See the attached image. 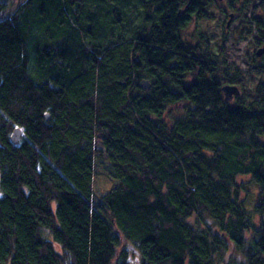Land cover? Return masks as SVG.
Returning a JSON list of instances; mask_svg holds the SVG:
<instances>
[{"label": "trees", "instance_id": "obj_1", "mask_svg": "<svg viewBox=\"0 0 264 264\" xmlns=\"http://www.w3.org/2000/svg\"><path fill=\"white\" fill-rule=\"evenodd\" d=\"M18 1L2 17L0 0V264H129L124 241L140 264H264V199L255 228L237 183L264 194V92L223 101L178 38L181 0L155 2L144 43L113 20L124 0L79 17L67 0ZM97 170L115 181L100 194Z\"/></svg>", "mask_w": 264, "mask_h": 264}, {"label": "rangeland", "instance_id": "obj_2", "mask_svg": "<svg viewBox=\"0 0 264 264\" xmlns=\"http://www.w3.org/2000/svg\"><path fill=\"white\" fill-rule=\"evenodd\" d=\"M3 3L5 4L6 9L2 13V17H7L14 12L19 1L3 0ZM222 9L226 10L227 14L225 16L222 13ZM233 11L237 12L231 9L230 4H228V0L211 1L209 4V9L207 8V12L210 14L209 18L205 17L195 19L187 27L186 35L188 37L187 40H191L192 43L198 44V49L201 50L198 52H203L205 54L214 53L225 58L226 65L223 70L222 67L219 66V71L215 74V81H219L218 83L220 86L226 84L238 86L241 92L240 96H235L232 101H226L228 105L231 107L244 105L247 106L252 101L259 100V90L264 92V58H255V51L253 49L254 45H252L250 39L254 31L251 33V36L245 37V32H251L255 26L253 18L250 19L248 17V13H242L241 17L240 15L237 16L235 13L236 17L234 18L233 23L229 28L225 30L223 29V21L227 19L228 13ZM140 30L141 27H138L136 35H139ZM85 35L88 34L84 28H82L79 36L83 41L86 40ZM197 35H203V37ZM88 36L90 38L92 37L91 34ZM122 36L123 34H120L118 38L121 39ZM190 37H192V39H190ZM197 37L199 38V41L196 40ZM125 38L127 39V37ZM229 68H231V70ZM182 112L183 111L181 108H178L176 112L174 110L172 111L174 116H178ZM256 139L258 141L264 142V135H258ZM102 163L106 166L103 159ZM99 171L100 170H97L98 178H94V186L97 192L100 194L104 191H108L111 188L112 183L115 181L113 179L111 180L107 176H104V174ZM237 183L240 186L244 185L241 196L244 200L245 211L250 217L253 226L258 228L262 216L257 212L256 204L260 200H258L259 197L264 199V194H259L258 188L250 182L249 177H238ZM187 221L195 227H204L200 221H196L195 215H192L187 219ZM252 235L253 233L250 232L247 234V237L250 238ZM122 245L128 250L129 264H140L141 258L137 249L132 244H128L125 241L122 242ZM121 248H119L118 251ZM55 249L60 253L62 252L57 245H55ZM230 256H233L234 258L239 256V253L236 252L233 246H230L229 251L226 254V257Z\"/></svg>", "mask_w": 264, "mask_h": 264}, {"label": "flooded vegetation", "instance_id": "obj_3", "mask_svg": "<svg viewBox=\"0 0 264 264\" xmlns=\"http://www.w3.org/2000/svg\"><path fill=\"white\" fill-rule=\"evenodd\" d=\"M98 2L101 1H108V5H110L109 2L112 0H96ZM211 1L215 0H181V5L177 6L176 11L179 13L181 17L188 16V25L186 27L178 29V38L182 42L183 47L187 50V53L189 54V57H191L193 54H197L199 58H201L203 61L209 63V67L211 70V76L215 79V74L219 71V66L223 68L225 67V58L223 56H220L218 54L214 53H200L198 51H201L198 49L197 43H192V41L187 40L188 37L186 35L187 27L198 18H209L210 14L207 12V8L209 9V4ZM221 1V0H217ZM91 0H67V4L72 5L71 7L74 8V12L76 13V16L79 17L80 12L82 13V8L86 7L88 3H90ZM125 6L128 9V6H130L132 9H128L127 11H123L122 13H119L118 11L113 12V20L117 23H119L123 28L124 32H127L129 29L134 28L138 30V27H141L140 34L138 37L135 38L138 41L144 43V41L147 40L148 36L152 33V30L155 28V25L150 24L147 20H155V11L157 9V5L155 2L157 0H124ZM93 3V1L91 2ZM194 4H196L197 11L193 12ZM228 4H230L231 9L237 11V12H231L228 13L227 19L223 21V29H227L230 27V25L233 23L234 18L242 13H248V17L251 19L253 18L255 22V26L251 32H245L246 36H251V33L254 31L253 35L250 37L252 45H254L253 49L255 51L254 55L255 58H264V52L260 54V51L264 50V0H228ZM76 7V9H75ZM222 13L224 16L227 14L225 9H222ZM155 13V14H154ZM245 14V16H246ZM233 17V18H232ZM249 31V30H248ZM194 34V33H192ZM200 37H203V35H197ZM126 36L123 33V36L121 37V40L128 41L125 38ZM192 39V37H190ZM197 41H199V38H196ZM137 41V42H138ZM255 60V59H254ZM231 70V68H229ZM224 75V72H223ZM219 82V81H218ZM215 81V83L218 84L220 92L223 97V93L221 91L222 86ZM228 85V84H226ZM237 86V85H235ZM238 87V86H237ZM234 99V98H233ZM232 99V100H233ZM230 100V101H232ZM223 101L224 100L223 97ZM227 103V102H226ZM230 106V105H229Z\"/></svg>", "mask_w": 264, "mask_h": 264}, {"label": "water", "instance_id": "obj_4", "mask_svg": "<svg viewBox=\"0 0 264 264\" xmlns=\"http://www.w3.org/2000/svg\"><path fill=\"white\" fill-rule=\"evenodd\" d=\"M264 52V50L260 51V54ZM264 82V81H263ZM221 91L223 93V97L225 101H230L232 100L235 96L238 97L240 96L241 92L239 88L235 85H224L221 88ZM21 135V131L19 128H15L12 132L11 135V141L13 143H17L19 137Z\"/></svg>", "mask_w": 264, "mask_h": 264}]
</instances>
